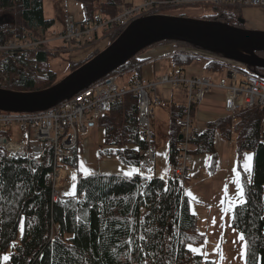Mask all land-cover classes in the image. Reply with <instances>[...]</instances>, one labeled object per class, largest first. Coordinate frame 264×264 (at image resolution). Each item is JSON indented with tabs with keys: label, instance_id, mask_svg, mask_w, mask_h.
<instances>
[{
	"label": "trees",
	"instance_id": "16d2710c",
	"mask_svg": "<svg viewBox=\"0 0 264 264\" xmlns=\"http://www.w3.org/2000/svg\"><path fill=\"white\" fill-rule=\"evenodd\" d=\"M76 1L84 8L82 24L91 22L98 11L106 17H115L120 13L116 0L104 3L100 0ZM43 2L0 0V45L13 39L38 41L49 37L55 22L44 16ZM182 8L189 7L170 6L152 13L167 11L165 13L169 15L179 13L177 16L183 18L244 28L239 20L240 6L211 7V14L200 17L179 12ZM124 29L104 30L103 34L109 36V44L86 60L71 64L69 73L106 49ZM150 45H171L177 50L201 49L178 39H163ZM57 53V49L47 46L21 56L0 52V88L28 93L53 87L61 79L49 68L48 60ZM140 53L129 57L104 78H117L130 72L129 81L141 79V69L146 59L140 58ZM257 54L264 58V51H257ZM197 59L179 53L173 55L172 63L175 67L183 68ZM245 66L264 78V68ZM206 68L219 70V66L211 63H207ZM137 101L136 96L127 94L96 121L97 126L104 130L106 146L99 151V155L114 157L121 164L136 168L143 150L148 146L139 135ZM195 109L192 105V115ZM184 110L183 106L172 107L169 138L171 164L178 152L181 133L174 120L182 117ZM262 117L263 111L259 108L242 109L234 122L230 117L209 122L203 133L195 135L190 141L193 148L191 154H211L210 168L216 159L215 132L234 143L238 156L244 152L252 153L251 178L237 164L247 203L232 209L230 224L239 234L244 233L248 244L247 256L254 254L257 264H264ZM77 151L78 147L74 148L73 156L65 161L75 168L78 167ZM52 159L50 147L45 149L39 160L26 155L9 157L0 150V178L7 186L0 191V264H5L2 257L7 253L10 257L7 264H216L188 250L189 243L201 244L205 237L197 231V217L190 211V201L183 192L182 181L176 177L166 180L157 176L144 178L138 171L130 177L98 172L86 176L77 171L75 194L59 196L55 183L53 185L49 180L53 174ZM141 237L145 239L141 240Z\"/></svg>",
	"mask_w": 264,
	"mask_h": 264
},
{
	"label": "built area",
	"instance_id": "2783aa9c",
	"mask_svg": "<svg viewBox=\"0 0 264 264\" xmlns=\"http://www.w3.org/2000/svg\"><path fill=\"white\" fill-rule=\"evenodd\" d=\"M170 6L197 7H264V0H145L139 8L125 7L119 15L106 17L100 12L95 13L88 24L75 23L70 17L67 19V28L61 34L52 32L55 37L73 47L95 42L98 35H103L104 30L111 32L117 28L127 26L141 16H149L158 9ZM180 17V16H178ZM50 38L30 41L13 39L7 44L0 45V52L10 56L23 55L25 52H37L49 45ZM188 55L195 58H203L207 62L219 66V77L213 80L209 77H188L176 67L170 74L156 78L141 77L132 79L125 85L116 83V77L102 78L87 88L81 90L70 98L63 99L44 111L37 112H0V150L7 156L15 157L26 155L34 159H41L47 147L52 148L53 174L49 180L54 185L58 176L61 163L73 156L72 150L79 143V135L84 134L90 123L108 113L112 104L121 100L127 94L137 97V123L140 129V137L148 143L142 152V159L138 166V173L149 178L155 171V151L152 143L154 134L151 130L153 117L152 101L157 105L161 101L157 97L151 98L160 86L174 89L184 88L189 91L188 105L184 115L174 120L175 125L181 129L182 136L175 161L171 164L169 177H176L184 181L190 173L194 155L190 141L195 135L203 133L190 113L192 105L201 104L203 94L215 88L224 93L223 117H230L235 121L240 110L259 108L263 111L262 126L264 128V78L239 67L231 59L212 54L208 51L196 48L177 50L174 54ZM208 54V55H207ZM4 79V77H3ZM17 127L19 138L9 139L13 132H6L2 127ZM31 134L33 138L31 139ZM25 138V141L22 139ZM151 169V171H149Z\"/></svg>",
	"mask_w": 264,
	"mask_h": 264
},
{
	"label": "rangeland",
	"instance_id": "374dc122",
	"mask_svg": "<svg viewBox=\"0 0 264 264\" xmlns=\"http://www.w3.org/2000/svg\"><path fill=\"white\" fill-rule=\"evenodd\" d=\"M106 1L107 0H100V2L102 3ZM116 1H118L120 8L119 10H121L122 8L128 6L132 8H139L142 6L145 0H116ZM43 9H44V16L47 19H51V20L53 19L55 22L54 26L49 31L50 35L48 38L50 39L55 38L52 35V32H55L56 34H61L66 30L67 19H69L70 17L73 18V21L75 23H81L85 19L84 8L82 4L76 0H44ZM165 12L162 14L169 15ZM179 12L184 13L188 16H195V17L211 14L210 8L207 7L182 8L180 9ZM176 14L178 15L179 13ZM177 15H170V16H177ZM142 17L145 16H141L139 18ZM240 19L244 21V29L264 32V7H242L240 9ZM109 42H110L109 36L105 37L101 33L98 35L97 41L89 44H82L79 47H73L72 45L68 43H64L59 39H53L50 41L49 47L57 49L58 53L55 56L53 55V57H51L48 60V66L53 72H55L58 79H63L68 74H70L69 72H70L71 64L79 63L81 61L86 60L95 51H100L103 48H105L109 44ZM165 50H167V48H165ZM210 53L214 54L213 52ZM258 55L259 54H257V52H253V56L262 58L259 57L261 55L259 56ZM221 57H223V55ZM198 61L202 62L203 60L200 59ZM165 63L169 64V59H166L161 62V65L164 68L165 66H167ZM186 68L187 67H183L186 73L188 75L191 74L189 69ZM208 73L206 72V74ZM214 75L215 76H212L209 73V76H211L212 78L217 76L216 74ZM197 77H201V76L197 75ZM130 79H131L130 72H126L119 75L116 78V83L119 85H125L129 82ZM180 89L183 94L179 95V98L185 100L186 96L189 94V91L184 88H180ZM172 90H179V89H172ZM155 93H157V97L162 103L161 105H157L154 99L152 101V109L153 111L155 110V115L159 119V121L156 122L161 126L168 125L169 122L171 121L168 114L169 105H171V103L170 101H166V99L163 97V95L168 94V92L166 88L160 86L157 88ZM153 94H151V96ZM99 128L100 127L97 126V123L95 121L93 126L87 127V130L84 134L79 135V143L76 147H80L79 150L81 149V156H80V162L77 164L78 165L77 168L68 165L66 163L60 164L59 167L60 174L59 176L56 177V181H55V188L59 193V196H73L75 194V180L77 177V171H80L83 175H85L84 172L81 170L80 165L81 162L83 163L85 162L86 156L88 157V161L87 163L84 164V168L85 167L88 168V173L100 172L106 166L112 169L115 166V171H114L115 174H122V175H124L123 169L124 170L136 169V167H130L121 164L114 157H106L99 155L98 150L100 151V149H102V143L100 142V137L98 132ZM2 129L8 133L10 132L14 133L13 135L11 134L9 136V139H19V132H17V127L4 126L2 127ZM234 136L235 133L233 134V137ZM32 138H33V134H31V139ZM23 141H25V139H23ZM232 150H234V152H232L233 164L228 174H224L220 172L217 173L214 176V178L203 179L206 182L196 184L197 187L195 191L191 192L190 195L188 193V197L190 200V211L193 214H195L197 217V231L199 232V234L205 237L203 243L192 246L199 249V253L197 254L201 255L204 259L207 258L209 260L214 261L216 264H244V260H242L240 257L241 245L243 242L239 240L240 234L236 230H234L230 225L232 209L230 211H225V209L229 207V203L227 200L221 206L218 204L220 199L222 198L221 196L224 195L222 191L225 190V186H227V189L229 191L227 192L228 198L233 203H235L237 200L236 185L233 183V180L237 178V173H238L239 182H240V171L237 167V154L234 145H232ZM78 151H77V155L79 153ZM248 155L252 156V153L244 152L242 155L243 162L240 163V167L241 170H243V172H244L243 164L246 162L244 158ZM98 157L100 158L106 157L111 159V161L113 162L106 164L102 162ZM250 163L252 167L253 156ZM233 169H235L236 171L233 172ZM245 175L248 178H251L252 172L250 175L247 173H245ZM73 176H75V179H73ZM224 179H227L229 182H224ZM188 186H189V178H186L182 184V187H184L186 190ZM205 214L208 217L210 215V221L209 224L207 225L205 223V220H207V216L205 219ZM213 220H215V223H213Z\"/></svg>",
	"mask_w": 264,
	"mask_h": 264
},
{
	"label": "water",
	"instance_id": "95a60500",
	"mask_svg": "<svg viewBox=\"0 0 264 264\" xmlns=\"http://www.w3.org/2000/svg\"><path fill=\"white\" fill-rule=\"evenodd\" d=\"M239 20L244 24V21ZM163 39L183 40L202 50L264 68V59L253 56V52L264 51V32L211 21L153 14L129 23L106 49L51 88L28 93L0 88V111H44L103 78L146 46Z\"/></svg>",
	"mask_w": 264,
	"mask_h": 264
},
{
	"label": "crops",
	"instance_id": "0c3cea01",
	"mask_svg": "<svg viewBox=\"0 0 264 264\" xmlns=\"http://www.w3.org/2000/svg\"><path fill=\"white\" fill-rule=\"evenodd\" d=\"M119 8V6H118ZM125 8V7H124ZM122 8L120 12L124 9ZM120 9V8H119ZM72 18V17H71ZM73 19V18H72ZM107 34H103V36L106 37ZM48 38V37H47ZM46 39V38H45ZM98 38L95 40L97 41ZM49 47V45H46ZM160 46V47H154V46H146L144 49L141 50V55L140 58L146 59V63L142 67L141 70V75L142 77L146 78H156L161 75L165 74H170L173 72L176 67L172 63V57L174 55V48L171 46ZM164 47V48H163ZM50 48V47H49ZM167 48V50H165ZM157 50V51H156ZM154 52V53H153ZM94 58V57H93ZM169 59V64L165 63L167 66L162 67L161 62ZM202 59L203 61L200 62L198 60ZM207 61L203 58H198L197 60L193 61L190 65L185 66L187 67L186 69H189L191 74H187L185 69L180 68L184 74L188 77H197L198 76H205L209 77L213 80H217L219 77V74L217 73L216 70L213 69H208L206 68V63ZM245 68V67H243ZM206 72L210 73L212 76H217L212 78L209 76V73L206 74ZM195 74V75H193ZM104 78V77H103ZM102 79V78H101ZM100 80V79H99ZM168 94L163 95V97L166 99V101H170L171 105H169V117H170V122L168 125L161 126L158 124L156 121H159L158 117L155 115V110L153 111V117L151 119V129L154 134V141L152 143L153 149L155 151V171L154 175L150 176L149 178H152L154 176L157 177H162L163 179L169 178V171L171 167V161H170V156H169V138H170V133L172 130V107L173 106H183L186 107L188 105V95L186 96L185 100H182L179 98V95L183 94L180 88H177L179 90H172L174 88L171 87H166ZM176 91V92H174ZM177 95H176V94ZM180 93V94H179ZM185 96V95H184ZM157 97V93H154L151 98ZM158 98V97H157ZM177 99V100H175ZM223 100H224V93L222 92L221 89L215 88L211 91L205 92L203 94V99L201 104L195 106V112L193 113L192 117L195 119V124H197L201 129L205 130L206 124L209 122H214L218 119L224 118V112H223ZM158 109V108H155ZM94 125V123H93ZM92 125V126H93ZM90 126V125H89ZM99 127V126H98ZM18 132V131H17ZM99 137H100V142L102 143V149H105V143H104V130L103 128H99ZM14 134V133H13ZM181 135H179L180 137ZM25 139V138H24ZM17 140H20L17 139ZM23 140V139H22ZM181 141V139H179ZM232 145L234 143L232 141H226L222 136L218 133L215 132L214 134V150L216 153V159H215V164L212 168H210V160H211V154H201V155H194V160L191 165V170L189 173V186L185 190L183 187V192L184 194L188 197V193L191 194V192L195 191L196 189V184L206 182L203 179H210L214 178V176L217 173H224L228 174L231 166H232ZM48 148V147H47ZM80 147H78L79 150ZM100 149V150H102ZM78 163L80 162V156H81V149L78 151ZM99 152V150H98ZM159 154V155H158ZM243 155V154H242ZM102 162L104 163H112L111 159L109 158H100L98 157ZM88 157L86 156L85 163H87ZM243 162L242 156L237 155V164L240 165V163ZM238 167V165H237ZM85 169L88 170V168L85 167ZM138 169V168H136ZM103 171V172H102ZM115 166L112 168L106 166L104 167L100 172L101 174H115ZM125 172H131L132 170H124ZM138 170H136L137 172ZM91 174V172L89 173ZM185 181V180H184ZM183 181V182H184ZM182 182V184H183ZM224 182H229L227 179H224ZM181 184V185H182ZM224 195H222L219 205L221 206V200L224 199L225 197V190L222 191ZM227 192L228 189H227ZM228 196V195H227ZM189 199V197H188ZM190 201V200H189ZM233 209V208H232ZM197 214V213H196ZM211 214V213H210ZM198 215V214H197ZM206 214H205V219H206ZM210 221V215L209 217L207 216V220H205L206 225L209 224ZM231 225V224H230Z\"/></svg>",
	"mask_w": 264,
	"mask_h": 264
},
{
	"label": "snow or ice",
	"instance_id": "6c2138e0",
	"mask_svg": "<svg viewBox=\"0 0 264 264\" xmlns=\"http://www.w3.org/2000/svg\"><path fill=\"white\" fill-rule=\"evenodd\" d=\"M138 150V149H137ZM159 155V154H158ZM245 163L243 164V169L244 172L247 174H251L252 172V167H251V160H252V156L248 155L245 158ZM81 170L84 172V174L87 176L88 170L84 168L83 162H81ZM149 171H151V169H149ZM236 170L233 169V172H235ZM136 172V169H132L131 172H125L124 175L126 177H130L132 175V173ZM73 179H75V176H73ZM233 183L236 185V194H237V200L235 203H233L227 196V186H225V197L224 199L221 200V204H224L225 201L227 200L229 203V207L227 209H225V211H230L232 208L237 207V205L239 206H245L246 205V200L244 198V189L242 188V186L240 185L239 182V174L237 173V178L235 180H233ZM249 183H251V181H249ZM7 186L4 185L2 183V178H0V191H2L4 188H6ZM71 194V193H68ZM190 195V194H189ZM2 198V197H0ZM213 223H215V220H213ZM236 230V229H234ZM21 231L23 232V224L21 223ZM141 240H144V237L140 238ZM239 240L242 241V245H241V253H240V257L242 260H244V264H257L255 255L253 254L252 256H247V248H248V244L245 238V235L243 232L240 233L239 235ZM143 250V249H142ZM188 250L191 251L194 254L199 253V249L196 247H193L191 243L188 244ZM149 255H151V253H149ZM10 257L8 255H4L2 257V260L5 262V264H7V262L9 261ZM153 264H155V262H153Z\"/></svg>",
	"mask_w": 264,
	"mask_h": 264
},
{
	"label": "bare ground",
	"instance_id": "6f19581e",
	"mask_svg": "<svg viewBox=\"0 0 264 264\" xmlns=\"http://www.w3.org/2000/svg\"><path fill=\"white\" fill-rule=\"evenodd\" d=\"M237 7H239V6H237ZM241 7V6H240ZM155 14H158V13H155ZM224 25V24H223ZM128 26V25H127ZM127 26H124L125 28L127 27ZM227 26H230V25H227ZM234 27V26H233ZM120 28H122V27H120ZM124 31V30H123ZM224 57V56H223ZM224 58H226V57H224ZM229 59V58H228ZM232 61H235L236 63H237V65L239 66V67H245V69H247L248 70V68L245 66L246 64L245 63H243V62H241V61H238V60H235V59H231ZM262 68V67H261ZM7 78V77H6ZM136 170H138V169H136ZM54 173V172H53ZM58 175H59V170H58ZM56 179V178H55Z\"/></svg>",
	"mask_w": 264,
	"mask_h": 264
}]
</instances>
